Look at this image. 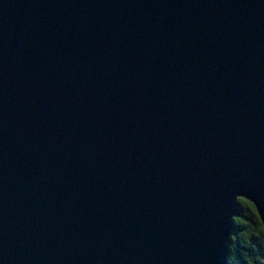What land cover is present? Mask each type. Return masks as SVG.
<instances>
[{
    "label": "water",
    "instance_id": "1",
    "mask_svg": "<svg viewBox=\"0 0 264 264\" xmlns=\"http://www.w3.org/2000/svg\"><path fill=\"white\" fill-rule=\"evenodd\" d=\"M264 226V0H0V264H228Z\"/></svg>",
    "mask_w": 264,
    "mask_h": 264
},
{
    "label": "trees",
    "instance_id": "2",
    "mask_svg": "<svg viewBox=\"0 0 264 264\" xmlns=\"http://www.w3.org/2000/svg\"><path fill=\"white\" fill-rule=\"evenodd\" d=\"M238 202L242 215L234 218V229L227 245L228 264H261L264 261V226L252 204L242 199Z\"/></svg>",
    "mask_w": 264,
    "mask_h": 264
},
{
    "label": "rangeland",
    "instance_id": "3",
    "mask_svg": "<svg viewBox=\"0 0 264 264\" xmlns=\"http://www.w3.org/2000/svg\"><path fill=\"white\" fill-rule=\"evenodd\" d=\"M262 243H263V241H262ZM261 264H264V261Z\"/></svg>",
    "mask_w": 264,
    "mask_h": 264
}]
</instances>
